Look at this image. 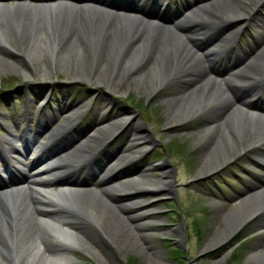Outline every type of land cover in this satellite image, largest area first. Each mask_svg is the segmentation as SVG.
I'll list each match as a JSON object with an SVG mask.
<instances>
[{"label":"rangeland","instance_id":"374dc122","mask_svg":"<svg viewBox=\"0 0 264 264\" xmlns=\"http://www.w3.org/2000/svg\"><path fill=\"white\" fill-rule=\"evenodd\" d=\"M22 1L6 0L9 5L23 4ZM173 1L175 0H170L169 2ZM191 2L192 0H183L185 4L184 7H181L183 3L177 1L175 2L177 3L176 8L169 13L158 12V10L151 11L160 16V22L171 24V22H176L184 15H188V17L192 15V12L190 15V11L193 6L191 9L190 7L187 8L189 3L192 5L193 2ZM206 2L207 0L204 1V3ZM122 3L125 4L124 6L127 4L125 2ZM217 5L225 8L231 7L227 1ZM251 6H253L252 0H241L238 5L240 8L237 12H228H232V17H246L247 8ZM19 7L26 11L32 10L28 6ZM114 8L130 9L128 7ZM36 9L37 11L39 10L40 14L42 13L41 15L47 14L46 7H37ZM204 9H208L207 6ZM262 18H264V0L261 6L249 15L248 19L240 18L239 20H228L220 23L217 29L212 30L205 37L195 40V45L202 50L218 40L219 37L221 38L229 33L230 30H234L235 33L232 36L235 38L238 36L239 42L245 40L248 44L246 48H252L254 52L262 44L264 45V21H261ZM183 24L185 27L187 25L191 27L187 22ZM64 25L58 26L59 33H63L64 36L69 35L71 38L74 35H77V38L80 37V34L75 32V28L72 29L74 25ZM1 28L5 30V34L6 31H9L13 40L10 41L11 46L9 48H11V51H5L3 50L4 48H0V61L7 63L6 61L11 58L14 61V68H11L13 71L11 69L0 70V127H3V129L0 128V135H3L6 131H11L12 134L19 133L18 128L23 125L21 119L27 114L26 109L29 106H36L38 102L40 103V97L44 94L48 95V101H45L46 105L51 104L52 108L43 106L41 108L40 106L39 112L41 114L43 111L48 113V127L69 124L65 117L63 118L64 113H62L67 107L74 105L77 106L75 108L78 111L84 109L87 111L80 114L78 119L73 120L67 126L71 129L72 126L78 125L75 128V131H77L75 135L68 133L67 129L62 132V138L60 137L58 140L61 144L67 142L73 136L67 144L72 143L76 137L81 135V132H84L83 130L86 126L95 129L94 126L99 121L110 117L114 119L122 118V114L126 112L130 118L122 127L123 130L120 129L115 132L114 136L109 139L110 142L104 144L101 150L108 151L111 154L116 146V152H118L120 149H125L127 143H129L127 140L128 136H135L136 133L139 137L145 136L144 140L142 138L136 139L137 141L132 142V145L127 146L138 150L140 153L137 154L136 158L132 159L134 161L130 162L122 170L120 169L118 171L119 174L135 175L137 170L147 167L144 173L148 183L154 184L163 180L170 181L167 189L138 195L140 200L148 202V204L138 208L133 204H126L120 208H114V212L111 214H107L109 204L105 203V200L100 199L99 193L102 190H100L99 185L96 186V179H92L90 182L95 187V190L88 191L84 189L85 191H81L80 195L73 192V195L82 197L92 207L94 206L97 216H103L106 219H102L103 222L100 227H98L96 222L92 224L89 218L83 219L82 222H77L80 229L87 226L86 222L91 224L93 229L95 228V232L89 234L91 242L90 252L80 246L71 248L73 259L70 264H126L129 259L132 260V264L258 263L257 259L252 257L256 252L264 253V211L262 212L263 214H256L238 224L233 233L229 234V237H223L224 233H227L226 224L232 221L233 218L234 202L247 193L248 189L246 186L249 181H253L252 176L247 172L249 171V173H253L259 178H264V169L254 161V159L259 158V155L264 156V143L257 144L247 150L241 148L237 153H232V156L221 166L212 164L213 166L209 165L208 167L210 160H208L209 156L206 154L210 153L213 139L216 137L215 133L218 128L216 125L224 119L228 112L226 101L220 100L219 103L211 105L206 113H201L196 117L190 118L191 114H188V116L180 118L178 116L179 111L175 109V100L168 99L173 95L184 92L190 81L201 78L202 75H199L203 69L207 72V76L216 75L214 71L210 70L225 72L231 66L230 64H226L227 62L221 64H207L204 62L205 65L202 68H194L196 66L186 68L177 76V80L174 78L172 82L170 81L171 83L159 84L155 89L151 90L146 89L148 83L151 82L138 78L122 79L120 83H115L109 88L93 78L78 79L73 77L76 66H80L85 71L105 69V64L100 62V50L94 48L92 51H86L81 61L70 55L68 59L69 67L67 60L62 62L64 66L59 64L60 61L57 58V53H55L57 49L54 50V47H52L50 52L46 51L44 54L32 56L30 63L25 65L14 54L24 55L27 50L30 52V47H27L26 51L22 50V45L29 35L28 31L24 29L22 32L27 34H20L21 31L18 33V31L11 29L8 25L7 27L1 26ZM251 34L256 37L258 44L255 46H253ZM63 38L57 40L58 46H64ZM238 53L239 55L235 57L236 60L234 59L231 62L234 67L240 66L242 62L252 57H245L242 52ZM11 55L13 56L11 57ZM14 56L15 58H13ZM51 57H54V59ZM52 64L54 65L52 66ZM138 64L135 65L136 70L139 68L138 71L147 70L145 62ZM110 66L112 65L110 64ZM44 67H47L45 75L40 74ZM117 67L123 72L126 67L128 68L124 64H118ZM14 69H16V72ZM24 69L28 72L26 75L21 72ZM50 86L51 88L48 89ZM8 87H11V90L6 89ZM30 88L37 90V96L31 93ZM253 92L255 93L251 97L258 96L257 91L252 90L251 87L240 86L235 88V91L233 90L235 96L233 99L237 101L246 100ZM61 95L63 98L60 97ZM8 96H12V98L9 99ZM25 96L28 98L26 103H29V106L22 108ZM261 100L264 102V90L258 96V100H255V104L262 103ZM186 117L188 119H185ZM261 118L258 120L264 123V117ZM16 121H18L17 124ZM15 129L18 130L14 133L13 130ZM29 140L32 143H40L39 141H45L46 139L35 136L34 138L30 137ZM48 146L42 152H45L46 149L49 151L54 150L53 144ZM76 146L82 145L79 143ZM95 152L93 153L94 156L92 155L91 158L84 162L88 164L92 175L96 171L93 172L94 167L91 166V164L94 165V160L97 162V168L104 160V156L99 158V151L96 152L97 154ZM70 162L67 161L66 163L69 164ZM205 162H207V167H203ZM160 164H163V166L159 167ZM65 169L67 168L65 167ZM166 175L168 176L167 178L165 177ZM130 183H127L126 187L131 186ZM54 188L57 187L54 186ZM115 196L113 195L112 201H109L113 202L112 204L125 200L118 201L121 199L120 196ZM122 196L124 197L125 195ZM114 197L117 201L114 200ZM25 198H27V201L30 199L27 194L24 195ZM24 207L25 209L18 211L15 216V223L18 227H21L20 220H29L33 216L35 217L32 203L31 207L28 208V205ZM145 212L146 214H144ZM24 232L29 231L27 229L24 231L21 228V234ZM104 232H107L109 236ZM235 251L238 252L237 256L233 255ZM260 257H258V260H261L260 262L262 263L264 256ZM11 263L16 264L17 261L11 260ZM0 264H3V261H0Z\"/></svg>","mask_w":264,"mask_h":264},{"label":"bare ground","instance_id":"6f19581e","mask_svg":"<svg viewBox=\"0 0 264 264\" xmlns=\"http://www.w3.org/2000/svg\"><path fill=\"white\" fill-rule=\"evenodd\" d=\"M194 1H196L194 4L196 9H192L191 16L184 15L176 22L167 24L160 22L155 17H144L141 13L131 10L132 4L126 5L130 6V9L127 10L106 7L98 3L97 0H23V4L15 5H9L5 0H0V48L11 51L9 47L11 46L10 41L13 39L9 31H6L5 34V30L1 28V26L7 27V25L18 33L21 31L20 34H27L22 32L24 29L29 33L22 45V50L26 51L27 47H30V52L27 50L24 55L14 54L25 65L30 63L32 56L44 54L46 51L50 52L54 47V50L57 49L55 53L60 61L59 64L64 66L62 62L67 60L69 66L70 55L81 61L86 51L96 48L101 51L100 62L105 64V69L85 71L80 66H76L74 74L72 73L74 78H93L109 88L115 83H120L122 79L138 78L151 82L146 86L148 90L155 89L159 84L171 83L174 78L177 80V76L186 68L193 66L202 68L205 65L204 62L207 64L227 62L226 64L232 66L231 62L239 55L238 52H242L245 57L252 56L238 67H228L225 72L214 70L216 75L207 76V72L203 69L199 75H202L201 78L190 81L184 92L168 98L175 100V109L179 111L180 118L188 116V114H191L190 118L196 117L201 113H206L211 105L219 103L220 100L226 101L228 112L220 123L215 124L218 126L216 137L213 139L210 153L206 154L210 160L208 167L209 165L221 166L232 156V153H237L239 149L247 150L257 144L264 143V123L258 120L264 117V102L261 100L262 103L255 104V100H258V96L264 90V45L262 44L263 46L261 45L253 52L252 48H246L248 44L245 40L239 42L238 36L236 38L232 36L235 33L234 30H230L229 33L202 50L196 47L195 40L199 38L198 36L205 37L225 21L248 19L249 15L261 6L263 0H252L253 6L247 8L246 17L231 16L232 12L239 10L238 5L241 0H208L207 4L202 7L200 4L205 0ZM226 1L231 7L225 8L217 5ZM19 6H28L32 10L26 11ZM206 6L208 9H204ZM37 7H46L47 14L41 15L42 13L37 11ZM261 21H264V18ZM184 22L193 26V29H185ZM63 24L74 25L72 29L75 28V32L80 34V37L77 38V35L73 34L74 36L71 38L69 35L64 36L63 33H59L58 26ZM62 37H64V46H58L57 40ZM250 37L253 46L257 45L255 35L251 34ZM51 58L54 59V57ZM239 61L241 60L239 59ZM6 62L0 61V70L14 68L13 59L10 58ZM144 62L147 67L146 71H138L140 68L135 69L136 64ZM52 63L54 62L52 61ZM116 64H124L128 68L126 67L123 72ZM14 70L16 72V69ZM21 72L25 75L28 73L25 69ZM44 73H47V67H44L40 72V74ZM240 86L251 87L252 90L257 91L258 96L252 98L251 96L255 93L253 92L246 100L233 99L235 96L232 91ZM70 109L66 119L72 122L79 114L76 112V108ZM122 116V118L110 117L100 121L97 128L93 129L92 134L87 137L88 142L85 144V149L67 151L61 155L54 154L51 158L48 157L49 159L39 163L35 171L27 175L23 182L0 184V261H3V264H12L11 260L17 261L16 264H70L73 259L71 248L80 246L90 252L89 234L95 232V228L93 229L91 224L86 222L87 226L80 229L77 222L89 218L92 224L96 222L100 227L102 219L106 218L97 216L94 206L92 207L85 199L72 193L77 192L80 195L83 189H91L92 186L81 184L82 181L77 179L74 181L73 178L54 179L53 181L50 179L59 174L71 175L79 163L89 157L99 145L103 146L110 142L108 139L113 133L122 129L130 118L126 112ZM64 128L63 125L50 127L45 134L47 142L41 147L39 145L32 147L28 152L30 155L16 159V163L29 166L33 154L41 152L40 149L46 144L55 143L56 137L65 130ZM23 134L29 133L13 136L9 133L5 134L7 139L5 138L3 141L7 144L8 154H14L19 148L23 149L24 146L20 142L15 143L22 137H27ZM133 141L134 137H131L129 143ZM138 153H140L138 150L126 147L119 152L118 156H114L108 161V168L100 179V183L106 181V184L102 192L99 193L100 199L109 204L107 214L113 213L114 208H120L126 201L134 204L136 208L148 204V202L140 200L138 195L169 187L170 181L166 180L154 184L148 183L144 173L146 168L135 172L133 177L122 174L116 182L107 183L106 175L108 173L113 172L135 155L137 157ZM14 156H8L7 161ZM80 157L81 160L76 162ZM64 160H72L68 172L63 170ZM254 161L264 169V156L259 155V158ZM203 167H207V162ZM247 173L256 182L249 181L246 186L247 193L234 202L233 218L226 224L227 233H224L223 238L229 237V234H232L238 224L244 220L256 214L260 215L264 211V178H259L249 171ZM52 183H58L57 189L51 188ZM127 183H130L131 186L126 187ZM25 189L28 191L26 192ZM25 194L30 197L28 201L27 198L24 199ZM113 195H125V200L112 204L113 202L109 201H112ZM31 203L35 217L33 216L29 220H20L21 227H18L15 223L16 214L25 209V205H28V208L31 207ZM21 228L24 231L27 229L29 232L21 234ZM104 233L109 236L107 232ZM262 255L264 256V253L256 252L252 258L257 259V264H264V260L262 263L260 262ZM258 257H260V261Z\"/></svg>","mask_w":264,"mask_h":264},{"label":"trees","instance_id":"16d2710c","mask_svg":"<svg viewBox=\"0 0 264 264\" xmlns=\"http://www.w3.org/2000/svg\"><path fill=\"white\" fill-rule=\"evenodd\" d=\"M233 255H234V256H237V255H238V252H237V251H235ZM126 264H132V260H131V259H129V260H128V262H127Z\"/></svg>","mask_w":264,"mask_h":264}]
</instances>
